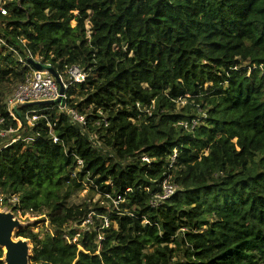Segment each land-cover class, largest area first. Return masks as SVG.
<instances>
[{"label":"trees","instance_id":"trees-1","mask_svg":"<svg viewBox=\"0 0 264 264\" xmlns=\"http://www.w3.org/2000/svg\"><path fill=\"white\" fill-rule=\"evenodd\" d=\"M6 7L0 127L16 132L0 146V194L19 195L13 212L48 220L37 232L17 231L32 244L33 263L264 264V0H8ZM9 46L58 71L68 83L65 103L86 124L59 103L19 108L21 127L8 116L4 87L30 69ZM73 64L84 81L69 83ZM26 110L44 116L30 126ZM167 176L177 190L153 206ZM84 181L109 206L71 204ZM106 193L121 200L118 208ZM90 215L94 224L81 229ZM104 217L111 225L100 231ZM79 231L76 243L64 237ZM3 257L0 247V264Z\"/></svg>","mask_w":264,"mask_h":264},{"label":"built area","instance_id":"built-area-1","mask_svg":"<svg viewBox=\"0 0 264 264\" xmlns=\"http://www.w3.org/2000/svg\"><path fill=\"white\" fill-rule=\"evenodd\" d=\"M8 0H0V13L3 15L8 14V8L6 7V3ZM0 45H8L4 38L0 37ZM10 50H12L22 61L25 65H28L30 69L26 72L24 79L19 82L16 87L10 92L4 100L6 105V109L8 112V116L15 119L21 127L23 125L22 118L19 115V108L29 105V103L39 102V101H48V100H56L62 97V101L59 102V108L66 112L73 122L79 124H86V116L77 110L76 108H72L65 103V99L67 98L66 89L68 87V83H65L64 78V86H65V93L61 94L60 92V85L57 82L54 75L49 72L48 70H38L34 68L28 60H24L21 57L20 52L14 46H9ZM39 60V59H37ZM40 61V60H39ZM48 64V63H46ZM66 74L69 79V83L73 82H82L85 80V71L77 64H73L67 67ZM139 107H142L141 104H138ZM40 110H26L24 112V116L27 119V122L30 126L35 125V123L39 120L40 117H43V114H40ZM6 123V117L0 115V126ZM184 125H187L186 122H182ZM194 123L196 124L197 121L195 120ZM16 129L13 126H10L7 129L0 127V138L6 137L10 133H15ZM50 132L53 135L54 142H59V137L54 132V127L50 125ZM16 140V139H14ZM177 156V151L175 150L174 154L172 155V162L170 166H173V161ZM143 160L150 161L147 156H143ZM78 166L80 170L83 168V160L78 159ZM95 188L98 189L97 185L92 183ZM177 184H175L170 176H167L163 183H162V190L161 192L157 193L152 199L151 203L153 206L159 204L160 201L166 200L171 197L177 190ZM106 197L111 198L115 208H118L120 199L112 198L110 194L106 193ZM20 198L19 195L14 194L8 196L6 194H0V204L6 203V206H10L9 204H16L19 203ZM25 210V209H18L17 211ZM131 214V212H129ZM104 221L100 227H97L98 230H102L104 228H108L111 225V221L109 217H104ZM144 222H148V220H144ZM94 224L93 217L90 215L86 220H84L80 228L85 229L87 226ZM114 227H117V223L114 224ZM81 231L77 232L73 237L69 236V234L65 233L64 237L70 243H76L80 238ZM104 236L102 233H99V241H102ZM81 248V246L79 245Z\"/></svg>","mask_w":264,"mask_h":264},{"label":"water","instance_id":"water-1","mask_svg":"<svg viewBox=\"0 0 264 264\" xmlns=\"http://www.w3.org/2000/svg\"><path fill=\"white\" fill-rule=\"evenodd\" d=\"M28 62L38 70H48L56 78L60 85L61 94L65 93V86L61 75L50 64H45L32 56ZM62 101V97L56 100L39 101L29 104H54ZM21 220L12 211L0 208V247L4 250L3 260L5 264H43L31 261L32 244L24 237H18L16 230L22 226Z\"/></svg>","mask_w":264,"mask_h":264},{"label":"rangeland","instance_id":"rangeland-1","mask_svg":"<svg viewBox=\"0 0 264 264\" xmlns=\"http://www.w3.org/2000/svg\"><path fill=\"white\" fill-rule=\"evenodd\" d=\"M73 24H75V22H73ZM65 39L67 40L68 37H65ZM17 84H18V82L15 79H12L9 83H7L5 85V87H4L5 94H6L5 97L10 92L13 91V89L16 87ZM185 103H186V101L183 100V101H181L179 103V106H183ZM202 114H204V113H202ZM13 134H15V133H10L6 137L0 138V146H2L5 143H7L12 138ZM90 138L93 140L94 145L98 149H100L102 151H106V148H103L100 145V143H98L95 140L93 135H90ZM84 184H85L84 188L73 189L72 190L71 198H70V203L71 204H78L79 205V204H82L84 202L94 204L96 202H100V204H104V205H108L109 206V204L104 200V197L97 190L91 189V185L87 181H84ZM0 208L3 209V210L12 211V208L10 206L4 205V208H2L1 206H0ZM13 213L15 214V216H17L21 220V222L23 223V226L31 225L33 230L36 231V232L39 231L40 229H42L43 226H45L47 228L49 227L48 226V220H47L45 214H42L39 211H35V210H31V211L20 210V211H15ZM42 220H44V221H42ZM18 230L19 229H17L16 232Z\"/></svg>","mask_w":264,"mask_h":264}]
</instances>
